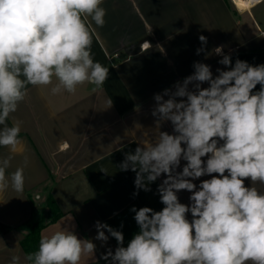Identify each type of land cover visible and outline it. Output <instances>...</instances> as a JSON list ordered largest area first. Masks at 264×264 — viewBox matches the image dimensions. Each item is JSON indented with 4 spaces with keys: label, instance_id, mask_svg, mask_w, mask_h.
Returning <instances> with one entry per match:
<instances>
[{
    "label": "clouds",
    "instance_id": "1",
    "mask_svg": "<svg viewBox=\"0 0 264 264\" xmlns=\"http://www.w3.org/2000/svg\"><path fill=\"white\" fill-rule=\"evenodd\" d=\"M103 3L0 0V147L17 152L21 122L8 121L30 87H50L53 95H74L84 84L103 88L110 69L92 53L95 28L106 23ZM198 40L195 54L220 57L222 67L213 72L194 61L191 74L154 93L150 114L160 131L118 165L135 174L133 198L156 184L162 207L131 206L137 231L127 242L123 223L97 220L93 238H81L73 225L42 235L36 251L9 264H82L96 257L94 241L105 247V264H264V190L256 187L264 186V63L233 62L224 45L207 51L208 38ZM165 124L171 131L161 130ZM12 159L0 158V193L24 191L28 160L9 173Z\"/></svg>",
    "mask_w": 264,
    "mask_h": 264
},
{
    "label": "crops",
    "instance_id": "2",
    "mask_svg": "<svg viewBox=\"0 0 264 264\" xmlns=\"http://www.w3.org/2000/svg\"><path fill=\"white\" fill-rule=\"evenodd\" d=\"M102 7L106 23L95 28L92 53L110 69L103 88L93 91V85L84 84L74 95H53L50 87H30L8 121L9 126L21 122L22 142L15 153L0 147V158L13 157L9 173L25 158L28 165L23 193L11 188L0 193V264L26 255L21 241L28 222L35 211H50V196L63 215L41 236L75 225L81 238H93L94 222L100 220L117 228L123 223L127 242L137 231L130 207H162L154 195L156 184L152 192L133 198L135 174L121 172L118 165L124 152L160 131L150 114L154 93L191 74L194 61L210 64L213 72L222 67L220 57L204 60L195 54L199 35L208 38L207 51L224 45L233 62L264 63V0L249 11H238L232 0H104ZM145 40L152 45L147 50L140 47ZM35 193L43 198L35 200ZM179 195L187 203L188 193ZM94 242L96 257H85L82 264H105L100 259L105 247ZM108 246L114 249L116 241L110 239Z\"/></svg>",
    "mask_w": 264,
    "mask_h": 264
},
{
    "label": "trees",
    "instance_id": "3",
    "mask_svg": "<svg viewBox=\"0 0 264 264\" xmlns=\"http://www.w3.org/2000/svg\"><path fill=\"white\" fill-rule=\"evenodd\" d=\"M48 206L50 207L48 213L35 211L31 220L28 222L29 232L21 241V245L26 254L37 250L42 230L49 224L56 222L63 215L51 196L49 197Z\"/></svg>",
    "mask_w": 264,
    "mask_h": 264
},
{
    "label": "bare ground",
    "instance_id": "4",
    "mask_svg": "<svg viewBox=\"0 0 264 264\" xmlns=\"http://www.w3.org/2000/svg\"><path fill=\"white\" fill-rule=\"evenodd\" d=\"M238 3L240 9H243V11H249L254 5L257 4V0H238Z\"/></svg>",
    "mask_w": 264,
    "mask_h": 264
},
{
    "label": "built area",
    "instance_id": "5",
    "mask_svg": "<svg viewBox=\"0 0 264 264\" xmlns=\"http://www.w3.org/2000/svg\"><path fill=\"white\" fill-rule=\"evenodd\" d=\"M233 1V0H232ZM261 2H263V0H257V4H259V3H261ZM263 36H264V34H263Z\"/></svg>",
    "mask_w": 264,
    "mask_h": 264
},
{
    "label": "rangeland",
    "instance_id": "6",
    "mask_svg": "<svg viewBox=\"0 0 264 264\" xmlns=\"http://www.w3.org/2000/svg\"><path fill=\"white\" fill-rule=\"evenodd\" d=\"M264 37V36H263Z\"/></svg>",
    "mask_w": 264,
    "mask_h": 264
}]
</instances>
